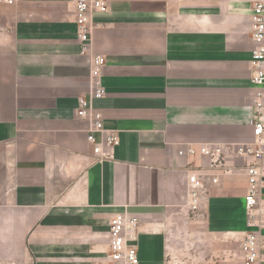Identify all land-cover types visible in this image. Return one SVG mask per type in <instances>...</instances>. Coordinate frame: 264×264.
<instances>
[{
  "label": "crops",
  "instance_id": "0c3cea01",
  "mask_svg": "<svg viewBox=\"0 0 264 264\" xmlns=\"http://www.w3.org/2000/svg\"><path fill=\"white\" fill-rule=\"evenodd\" d=\"M250 5L109 0L94 12L91 50L106 58L94 105L120 140L99 160L77 115L91 61L75 0L0 2V264H108L109 220L125 209L140 219V264H223L224 238L248 230L245 160L230 146L253 137ZM200 144L224 146L231 171L178 154ZM192 170L207 174L196 212Z\"/></svg>",
  "mask_w": 264,
  "mask_h": 264
},
{
  "label": "built area",
  "instance_id": "2783aa9c",
  "mask_svg": "<svg viewBox=\"0 0 264 264\" xmlns=\"http://www.w3.org/2000/svg\"><path fill=\"white\" fill-rule=\"evenodd\" d=\"M17 0H0L13 5ZM251 38L255 45L249 61L250 80L256 88L253 96V115L250 119L253 137L250 141L231 144L233 153L245 160L244 172L247 189L244 202L247 214L248 230L241 240L242 264H264V0H250ZM109 0H75V21L81 42V53L90 56L89 91L79 96L77 115L88 121L87 142L91 144L95 158L112 160L120 140L116 130L104 125L103 114L96 110L94 102L106 95L103 83V70L106 58L91 50L94 12H106ZM205 155L211 158L212 169L231 171L225 165V148L222 145L198 147L188 145L181 148V156ZM205 173L192 170L188 174V207L191 212L200 208V191L204 187ZM209 176V175H208ZM212 182L218 176L211 175ZM138 216L127 209L116 212L109 220L108 264H140Z\"/></svg>",
  "mask_w": 264,
  "mask_h": 264
},
{
  "label": "rangeland",
  "instance_id": "374dc122",
  "mask_svg": "<svg viewBox=\"0 0 264 264\" xmlns=\"http://www.w3.org/2000/svg\"><path fill=\"white\" fill-rule=\"evenodd\" d=\"M241 243V237H228L224 238L223 245V264H240L241 255L239 247ZM193 264V263H192ZM198 264V263H195Z\"/></svg>",
  "mask_w": 264,
  "mask_h": 264
}]
</instances>
